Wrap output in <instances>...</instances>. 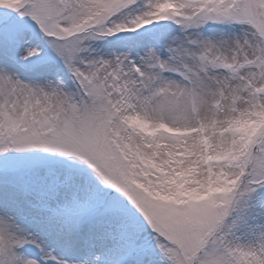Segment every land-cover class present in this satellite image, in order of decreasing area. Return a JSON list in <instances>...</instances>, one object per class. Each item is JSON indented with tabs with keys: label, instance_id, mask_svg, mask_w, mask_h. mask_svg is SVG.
I'll use <instances>...</instances> for the list:
<instances>
[{
	"label": "snow or ice",
	"instance_id": "obj_1",
	"mask_svg": "<svg viewBox=\"0 0 264 264\" xmlns=\"http://www.w3.org/2000/svg\"><path fill=\"white\" fill-rule=\"evenodd\" d=\"M0 264H264V0H0Z\"/></svg>",
	"mask_w": 264,
	"mask_h": 264
}]
</instances>
